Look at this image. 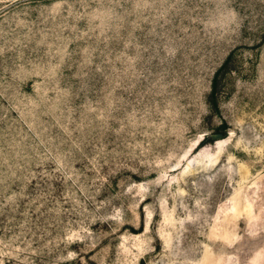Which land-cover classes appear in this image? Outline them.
I'll return each mask as SVG.
<instances>
[{"label": "rangeland", "instance_id": "obj_1", "mask_svg": "<svg viewBox=\"0 0 264 264\" xmlns=\"http://www.w3.org/2000/svg\"><path fill=\"white\" fill-rule=\"evenodd\" d=\"M0 264H264V0H0Z\"/></svg>", "mask_w": 264, "mask_h": 264}]
</instances>
